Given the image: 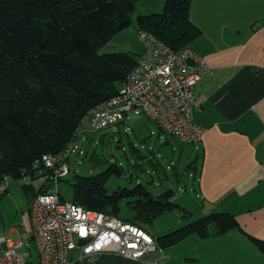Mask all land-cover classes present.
Masks as SVG:
<instances>
[{
    "label": "trees",
    "instance_id": "16d2710c",
    "mask_svg": "<svg viewBox=\"0 0 264 264\" xmlns=\"http://www.w3.org/2000/svg\"><path fill=\"white\" fill-rule=\"evenodd\" d=\"M136 1L0 0V183L7 176L21 178L39 172L40 177L50 174L52 186L53 172L44 165L43 156L61 152L78 140L82 117L116 95L139 60L129 51L100 53L132 23ZM192 1L165 0L163 11L139 14L138 34L144 30L180 51L201 34L190 19ZM147 153L141 154L140 165L143 170L149 165L152 186L162 178L177 185L157 195L143 182L133 189L124 186L109 192L107 180L117 171L112 163L98 174L77 175L72 201L140 226L169 211L192 214L196 194L186 185L188 174L179 182L173 172L177 163ZM196 161L194 158L189 166ZM161 166L170 179L162 177ZM140 177L145 180L142 173ZM47 190L48 185L43 184L34 198ZM146 199L151 200L145 203ZM61 200L66 198L61 195ZM123 200L134 209L133 217L139 215L137 218L120 217ZM237 226L235 214L210 211L155 240L166 248L193 234L207 237ZM254 240L264 251V240Z\"/></svg>",
    "mask_w": 264,
    "mask_h": 264
},
{
    "label": "crops",
    "instance_id": "0c3cea01",
    "mask_svg": "<svg viewBox=\"0 0 264 264\" xmlns=\"http://www.w3.org/2000/svg\"><path fill=\"white\" fill-rule=\"evenodd\" d=\"M161 5L164 7V0ZM190 19L201 34L189 45L210 67L195 83L192 106V116L205 130L202 142L182 143L146 115L155 126L148 125L143 115L121 124L132 123L145 135L143 149L148 155L177 163L173 172L179 182L188 174L186 185L198 200L192 214L169 211L155 217L150 225L157 231L156 235L150 232L153 237L213 209L235 214L238 226L207 237L193 234L140 260L104 252L88 264H264V252L254 240H264V0H193ZM148 135L151 137L145 140ZM194 158L197 161L191 168ZM159 172L170 179L163 166ZM164 180L158 187L165 182L168 188L177 185ZM36 193L29 200L14 198L18 207L25 208L22 218L6 224L0 210V225L2 221L5 229L0 235L8 230L6 235L32 236L31 205ZM5 248L0 242V256Z\"/></svg>",
    "mask_w": 264,
    "mask_h": 264
},
{
    "label": "built area",
    "instance_id": "2783aa9c",
    "mask_svg": "<svg viewBox=\"0 0 264 264\" xmlns=\"http://www.w3.org/2000/svg\"><path fill=\"white\" fill-rule=\"evenodd\" d=\"M146 45L135 67L119 92L90 108L78 127V140L60 152L57 161L52 155L43 157L46 167L54 170V178L70 172L68 159L71 153H80L78 141L89 130H100L131 118L146 115L170 133L187 142L198 141L192 114L186 110L195 102V83L210 71L206 60L187 44L174 50L151 33L139 32ZM173 92L175 101H166ZM58 162V167L55 163ZM6 189L0 185V194ZM32 236L19 241L10 235H0L6 246L0 264H88L104 253H114L124 259L140 260L154 253L156 240L144 227L124 221L109 213L92 211L69 200H61L57 187L39 193L31 205ZM30 248L20 251L24 246Z\"/></svg>",
    "mask_w": 264,
    "mask_h": 264
},
{
    "label": "rangeland",
    "instance_id": "374dc122",
    "mask_svg": "<svg viewBox=\"0 0 264 264\" xmlns=\"http://www.w3.org/2000/svg\"><path fill=\"white\" fill-rule=\"evenodd\" d=\"M165 4V0H164ZM164 7L161 5V0H137L135 2V10L131 14L132 23L121 32L117 33L111 41L104 46L100 53H114V52H122V51H129L136 57H139V54H142L145 52L146 45L144 41L141 39L140 35L138 34V23H137V16L139 14H149L154 12H160L163 11ZM200 56V55H199ZM203 58V57H202ZM166 101H175L174 93H170V98H167ZM192 106L189 107L186 110L181 109L178 111L179 113L182 111H186L187 117L190 118V115L192 114ZM135 117L133 115H130V117ZM143 117L146 119L147 124L150 126H155L152 121L146 118V116L143 115ZM150 122H148V120ZM195 121V131L198 136L200 134V128L196 125V120L193 117ZM130 120V119H129ZM128 120V121H129ZM133 126V129H132ZM202 137L204 136L205 130L202 128ZM145 135H142L138 132V129L131 123V124H113L110 126H107L105 128H102L100 130H94V131H85L82 134V137L78 141L79 150H83L86 152L85 155H82L80 153H71L70 157L68 159L71 173H67L63 176H57V179L54 178V170H52V186L48 182V179L50 177V174L46 176H42L39 174V172L31 173L28 176H22L21 178H12L11 176L5 177L2 182H5L6 189L2 194H0V198L4 196L3 199H0V210L3 212V219L5 220V223L8 224L9 220L22 218L23 213L22 211L25 210V208H22L20 205L19 207L22 208V210L17 206V203L14 201L16 199H31V197L34 195L36 191H38L43 184L48 185V191H50L52 188L57 187L59 192V197L61 199V195L66 198V200L72 201V195H73V187L74 182L77 179V175L82 174H88V175H95L102 171H104L108 166H110L112 163H115L113 165V169H117L116 172H113L114 174L107 180L106 187L108 188L109 192L113 191L117 188H122L124 186H127L130 189H133L134 187L138 186L139 183L143 182L145 183V186H149L150 189L152 188V192L155 194H158V192L162 193L164 190H166L168 187L167 183L165 182L163 187H158L160 182L165 181L162 178V181H156L155 185L152 186L151 180V174L148 173L147 169L149 168L148 164H145L146 170H143L140 165V156L142 153H146L147 150L143 149V143ZM151 137V135H150ZM202 139L200 138L197 142L192 141L190 143H201ZM134 145L138 147V149L134 148ZM140 150V152L138 151ZM46 155H52L51 161H57L60 150L58 152L54 153H48ZM43 156V157H44ZM43 160V158H42ZM85 163L87 166L90 167V171L87 173H83L80 171L78 164ZM55 167H58V162H56ZM48 168V167H46ZM50 169V168H48ZM144 171V172H142ZM140 173H142V176L145 177V180L143 181L140 177ZM161 174V173H160ZM62 178V179H61ZM0 183V185L2 184ZM44 182V183H43ZM172 186V185H171ZM155 187H157L155 189ZM10 188V189H9ZM34 188H37L35 190ZM160 190V191H159ZM180 190H182L180 188ZM191 190H189L190 192ZM151 199H146L145 203H148ZM195 202H197V198L195 196ZM120 217L122 218H131L135 214L134 209L129 205L126 200H123L120 203ZM92 211H96L93 209H90ZM211 211H215L214 209ZM1 215V212H0ZM112 215V214H111ZM115 216V215H113ZM136 215L133 217V219L137 218ZM31 218H32V211H31ZM144 221H140V223H143ZM152 222V221H151ZM145 224L144 227L149 232H152L154 235L157 234V231L155 229V225L151 226L150 222L143 223ZM4 225L1 221L0 225V231H4ZM6 234H9V231H6ZM151 234V233H150ZM152 235V234H151ZM10 236L15 241L21 240V238H18L16 233H10ZM153 236V235H152ZM18 238V239H17ZM25 239V237L23 238ZM157 243V242H156ZM34 243L31 242L30 247H22L20 251H27V248H30L33 252L35 251ZM162 247L156 244V250L154 253L161 252ZM263 251V250H262ZM264 252V251H263ZM94 262V261H93Z\"/></svg>",
    "mask_w": 264,
    "mask_h": 264
},
{
    "label": "water",
    "instance_id": "95a60500",
    "mask_svg": "<svg viewBox=\"0 0 264 264\" xmlns=\"http://www.w3.org/2000/svg\"><path fill=\"white\" fill-rule=\"evenodd\" d=\"M78 167H79L80 171H82L83 173H87L90 171V167L87 166L85 163L78 164Z\"/></svg>",
    "mask_w": 264,
    "mask_h": 264
},
{
    "label": "clouds",
    "instance_id": "9594fccd",
    "mask_svg": "<svg viewBox=\"0 0 264 264\" xmlns=\"http://www.w3.org/2000/svg\"><path fill=\"white\" fill-rule=\"evenodd\" d=\"M123 121H125V120H123ZM123 121H121V122H123ZM121 122H119V123H121Z\"/></svg>",
    "mask_w": 264,
    "mask_h": 264
}]
</instances>
